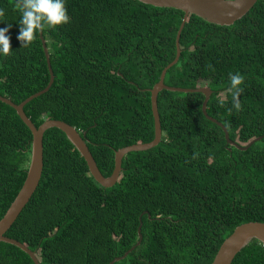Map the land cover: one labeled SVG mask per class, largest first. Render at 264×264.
<instances>
[{
	"label": "trees",
	"instance_id": "16d2710c",
	"mask_svg": "<svg viewBox=\"0 0 264 264\" xmlns=\"http://www.w3.org/2000/svg\"><path fill=\"white\" fill-rule=\"evenodd\" d=\"M65 7L68 22L41 31L53 82L23 110L35 126L49 118L74 126L108 176L115 150L154 137L150 88L175 56L183 11L139 0H65ZM20 15L17 0H0V27L12 25L11 50L0 56V95L14 103L49 81L39 32L27 47L17 39ZM179 46L164 83H205L212 90L206 111L232 141L245 146L261 137L246 149L231 146L203 114L202 92L162 89L160 141L126 153L117 181L104 187L65 133L46 129L40 181L4 233L40 264H108L132 247L113 264H210L237 225L264 222V0L230 25L189 14ZM230 73L243 77L238 110ZM31 139L0 100V219L26 176ZM0 264L34 262L0 241ZM230 264H264V244L252 239Z\"/></svg>",
	"mask_w": 264,
	"mask_h": 264
},
{
	"label": "water",
	"instance_id": "95a60500",
	"mask_svg": "<svg viewBox=\"0 0 264 264\" xmlns=\"http://www.w3.org/2000/svg\"><path fill=\"white\" fill-rule=\"evenodd\" d=\"M139 1L159 7L177 8L183 11V15L175 36V49H176L175 56L169 63H167L162 68L158 81L150 88V103H151V110L154 121V137L152 140L148 142H137L120 147L119 149L115 150L114 167L110 175L104 176L100 172L84 138L74 126L70 125L69 123L63 120L53 119V118L45 119L38 126H35L34 123L31 121V119L25 114L23 110V106L29 100L47 91L54 79V73L51 69L48 48L46 46L45 39L41 36V32H39V35L41 38L44 54L46 57L47 67L49 70V81L47 85L43 89L29 95L19 103H14L8 97H4L0 95V100L9 104L16 110L17 114L24 122V124L29 128L32 134L30 159L26 170V176L16 196L14 197L9 207L7 208V210L0 219V241H5L14 244L19 248H21L22 250H24L26 253L29 254L34 264H40L35 252L29 249L27 245H25L24 243L14 238L8 237L4 233L13 223V221L16 219V217L23 209L25 204L29 201L31 195L35 191L40 181L42 168H43L42 139H43V133L46 129L50 127H57L60 130H62L67 136V138L70 140V142L78 150L80 155L84 158L88 170L92 175V177L94 178V180L104 187H109L117 181L121 171V160L126 153H128L129 151L145 150L151 148L160 141L161 125H160L159 112L157 108V95L158 92L162 89L182 91V92H192V91L202 92L204 95V99L201 105V110L203 114L211 121L217 123L223 129L224 137L227 143L231 146H234L239 149H246L252 142H254L255 140L261 137V136H257L252 138L245 146H241L235 141H232L229 138L225 126L217 119L208 115L206 111L207 101L212 92L211 88L208 85H199L195 88H185L180 86L167 85L164 83V76L167 69L171 67L173 64H175L180 56L181 49L179 46V37L181 30L184 26V23L186 22V19L189 16V14H195L197 16L202 17L208 22H212L218 25H230L235 20L243 16L252 7V5L255 3L256 0H139ZM140 228H141V222L137 227L138 240L136 243H139L142 238ZM254 238L264 244V222L247 221L237 225L233 229V231L222 241L210 264H230L234 256L246 244H248V242H250ZM129 250H127L121 256L114 257L112 260L108 262V264H113L115 261H118Z\"/></svg>",
	"mask_w": 264,
	"mask_h": 264
},
{
	"label": "clouds",
	"instance_id": "9594fccd",
	"mask_svg": "<svg viewBox=\"0 0 264 264\" xmlns=\"http://www.w3.org/2000/svg\"><path fill=\"white\" fill-rule=\"evenodd\" d=\"M17 7L21 13L17 23L19 31L17 39L21 47L29 46L38 32L45 28H54L57 25L67 23L69 17L65 7V0H17ZM11 24L0 27V56H7L11 50L10 36L7 34ZM243 77L239 73L229 74V91L232 107L240 108V87ZM223 104V101H220Z\"/></svg>",
	"mask_w": 264,
	"mask_h": 264
},
{
	"label": "rangeland",
	"instance_id": "374dc122",
	"mask_svg": "<svg viewBox=\"0 0 264 264\" xmlns=\"http://www.w3.org/2000/svg\"><path fill=\"white\" fill-rule=\"evenodd\" d=\"M204 82V81H203ZM199 85H206L205 83H199Z\"/></svg>",
	"mask_w": 264,
	"mask_h": 264
}]
</instances>
